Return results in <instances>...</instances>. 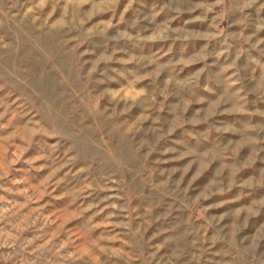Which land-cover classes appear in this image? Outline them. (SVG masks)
<instances>
[{"label":"rangeland","instance_id":"1","mask_svg":"<svg viewBox=\"0 0 264 264\" xmlns=\"http://www.w3.org/2000/svg\"><path fill=\"white\" fill-rule=\"evenodd\" d=\"M0 264H264V0H0Z\"/></svg>","mask_w":264,"mask_h":264}]
</instances>
